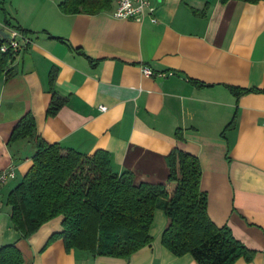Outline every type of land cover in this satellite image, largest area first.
<instances>
[{"label":"crops","instance_id":"obj_1","mask_svg":"<svg viewBox=\"0 0 264 264\" xmlns=\"http://www.w3.org/2000/svg\"><path fill=\"white\" fill-rule=\"evenodd\" d=\"M62 1L0 0V31L29 40L0 77V173L15 169L0 186V248L16 244L24 264H198L162 245V209L152 244L126 259L68 252L62 239L48 245L62 217L23 238L7 200L36 144L9 139L32 112L39 138L82 154L105 151L116 173L133 172L139 183L166 182L175 148L196 156L210 218L255 252L235 264H264V2L151 0L155 21L137 22L113 17L116 0L95 15H66ZM52 72L67 103L48 116ZM229 86L250 91L236 96Z\"/></svg>","mask_w":264,"mask_h":264},{"label":"trees","instance_id":"obj_2","mask_svg":"<svg viewBox=\"0 0 264 264\" xmlns=\"http://www.w3.org/2000/svg\"><path fill=\"white\" fill-rule=\"evenodd\" d=\"M115 0H63L66 15H95L109 11ZM227 3L231 0H220ZM258 4L264 0H238ZM27 35L29 31L20 29ZM8 40H0V77L10 72L19 51L3 52ZM48 116H55L67 99L53 90ZM241 96L250 90L229 86ZM31 139L36 144L33 164L10 192L7 203L11 220L23 238L36 234L46 223L62 217V231L52 235L48 245L62 239L68 252L81 250L94 256L130 258L153 242L150 230L157 209L169 224L162 245L174 255L190 254L198 264H235L253 260L255 252L234 236L228 226H217L208 213V195L202 190L200 160L179 148L167 156L169 176L164 183L137 182L133 172L118 174L110 155H93L49 144L37 136L36 119L26 113L16 124L9 144ZM0 264H24L16 244L0 248Z\"/></svg>","mask_w":264,"mask_h":264},{"label":"built area","instance_id":"obj_3","mask_svg":"<svg viewBox=\"0 0 264 264\" xmlns=\"http://www.w3.org/2000/svg\"><path fill=\"white\" fill-rule=\"evenodd\" d=\"M116 2V9L112 13L113 17L116 19L142 22L147 16H150L152 17V21H155V8L151 0H116ZM28 43L29 40L18 30L14 29L10 33V39L8 40V43L2 46V51L6 52L12 48L15 51H19L20 53L25 49V46ZM142 72L145 76H152L156 74L149 67H143ZM101 110H106V107H101ZM14 177L15 169L13 167L3 171L0 173V186Z\"/></svg>","mask_w":264,"mask_h":264},{"label":"water","instance_id":"obj_4","mask_svg":"<svg viewBox=\"0 0 264 264\" xmlns=\"http://www.w3.org/2000/svg\"><path fill=\"white\" fill-rule=\"evenodd\" d=\"M9 39H10V35L1 30L0 31V40H9Z\"/></svg>","mask_w":264,"mask_h":264}]
</instances>
